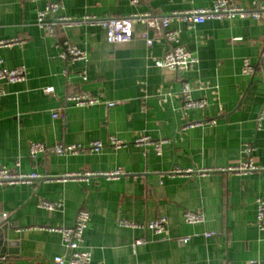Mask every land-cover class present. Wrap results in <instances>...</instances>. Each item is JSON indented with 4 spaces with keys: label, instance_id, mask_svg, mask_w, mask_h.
<instances>
[{
    "label": "crops",
    "instance_id": "0c3cea01",
    "mask_svg": "<svg viewBox=\"0 0 264 264\" xmlns=\"http://www.w3.org/2000/svg\"><path fill=\"white\" fill-rule=\"evenodd\" d=\"M49 1L62 3L57 16L105 18L211 7L216 0ZM46 2L0 0V40L25 39L0 48L3 65L27 71L24 81H0V164L50 176L122 174L0 186V228L7 225L6 239L13 242L0 264H57L54 258L67 251L53 228L74 225L82 208L90 212L83 248L91 252V264H264V229L257 225V199H264V121L258 124L264 103V20L173 21L179 43L198 58L179 73L157 65L171 45L141 23L135 32L153 38L152 45L138 35L111 43L103 27L91 24L47 34L37 23ZM62 39L78 45L86 59H62L57 46ZM245 58L255 64L253 75L242 72ZM185 83L193 98L207 101L205 108L182 110ZM47 87L53 91L46 93ZM79 92L102 102L79 106L66 100ZM61 107L62 116L54 118ZM211 119L215 122L208 123ZM191 121L203 123L185 127ZM140 136L168 142L158 154L152 146L135 145ZM110 137L126 144L114 147ZM96 140L105 144L96 152L30 155L34 142L86 146ZM245 144L253 147L250 159L257 169L227 170L247 160ZM42 200L60 207L43 208ZM186 210L203 212L205 221L185 222ZM160 217L167 220L164 235L120 223ZM211 231L215 234L205 236ZM137 239L146 242L134 246Z\"/></svg>",
    "mask_w": 264,
    "mask_h": 264
},
{
    "label": "built area",
    "instance_id": "2783aa9c",
    "mask_svg": "<svg viewBox=\"0 0 264 264\" xmlns=\"http://www.w3.org/2000/svg\"><path fill=\"white\" fill-rule=\"evenodd\" d=\"M42 1V0H32ZM45 7L39 11L37 23L43 28L47 34L56 35L57 30L62 27H72L83 24L98 25L103 27L107 33V39L111 43H122L131 41L134 36H141L146 40L148 45H152L153 38H150L146 33L136 34L135 25L141 23L146 25L149 29H153L155 34L163 41L171 45L170 50L160 59L156 61L157 65L169 70H174L179 73H183L191 66L198 62L197 56L181 45L180 34L176 29H171L170 25L173 21H183L190 24L203 23L208 19H232V18H248L255 21L264 20V0H253L249 4L240 3L233 0H216L211 7L204 8H191L184 10H174L167 14H156L152 12H140L132 13L128 16L120 17H97V16H85V17H69V16H57V13L63 9V5L60 2H54L46 0ZM133 4H138L140 0H130ZM25 39L15 38L8 40H0V48L21 44ZM59 47V55L62 59L67 61H78L86 59V53L78 47L75 43L70 42L67 39H62L57 43ZM242 72L245 75H253L256 72L255 64L248 58H245L242 63ZM27 71L24 66H18L14 68H7L3 65V60L0 56V81L5 80L7 82L15 83L21 82L26 79ZM83 79L86 80L87 76L83 75ZM264 85V75H263ZM46 93L53 91L52 87L44 89ZM181 96L183 99L182 110L187 111L192 108H205L207 101L204 99H195L191 93V86L188 83L183 85ZM67 101H72L79 106H92L94 104L102 102L99 97L90 95L86 92H79L66 97ZM119 101H107L108 106H114ZM64 107L59 108L53 113L54 118L61 117ZM264 121V103L260 108L258 116V124ZM215 120L211 119L208 123H214ZM203 121H191L185 124V127H193L202 124ZM167 139H153L150 136L137 137L133 143L137 146H152L158 153H162L163 145L167 143ZM109 144L120 148L126 143L121 139L110 137ZM105 144L102 141H92L89 145H77V144H55L46 145L42 142H34L30 145V155L35 157L38 153L48 154H69L79 153L81 151H99ZM253 147L250 144H245L244 152L248 156L246 161L242 163L231 165L227 170L247 173L257 169V166L251 161L250 156ZM19 163H17L18 165ZM180 169L173 170V173H181ZM105 175L110 178L119 177L122 174L121 170H112L105 173H66L61 176L42 175L37 172H21L11 168H8L0 164V186H13L20 183H32L36 180L44 179H60V180H83L92 175ZM40 206L49 210H54L60 207V203L49 200H42ZM184 220L190 224L203 223L205 221V215L201 211L186 210L184 212ZM90 221L89 210L82 208L78 211L74 225L70 227H57L53 230L58 231L62 235L63 244L66 248V256H56L54 262L57 264H91L92 255L89 250L83 248L84 233L87 229ZM120 223L128 227L146 228L153 231L157 235H164L167 231V220L165 217L149 221L144 224L135 223L130 220L121 219ZM257 225L259 228L264 229V199H257ZM215 232H206L205 236H210ZM183 242H188L189 238L182 239ZM146 241L144 239H137L134 246L143 244Z\"/></svg>",
    "mask_w": 264,
    "mask_h": 264
},
{
    "label": "water",
    "instance_id": "95a60500",
    "mask_svg": "<svg viewBox=\"0 0 264 264\" xmlns=\"http://www.w3.org/2000/svg\"><path fill=\"white\" fill-rule=\"evenodd\" d=\"M7 230H8L7 225H3V227L0 228V256H2V254H6V252L8 251V249H7L8 244H12L13 245L12 241H8L6 239Z\"/></svg>",
    "mask_w": 264,
    "mask_h": 264
}]
</instances>
